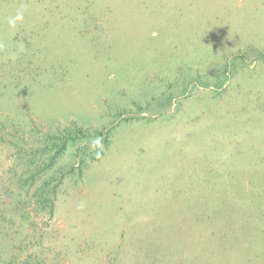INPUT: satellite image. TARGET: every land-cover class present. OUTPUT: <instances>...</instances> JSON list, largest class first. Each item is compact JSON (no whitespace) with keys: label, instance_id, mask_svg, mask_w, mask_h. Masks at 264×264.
<instances>
[{"label":"rangeland","instance_id":"1","mask_svg":"<svg viewBox=\"0 0 264 264\" xmlns=\"http://www.w3.org/2000/svg\"><path fill=\"white\" fill-rule=\"evenodd\" d=\"M0 264H264V0H0Z\"/></svg>","mask_w":264,"mask_h":264},{"label":"trees","instance_id":"2","mask_svg":"<svg viewBox=\"0 0 264 264\" xmlns=\"http://www.w3.org/2000/svg\"><path fill=\"white\" fill-rule=\"evenodd\" d=\"M95 136H101V133L100 132H92V133H89L88 131H84V130H81V129H77L76 133L73 134V135H68L67 137H65V139L62 140L60 146L58 147V149L54 152V154L51 156L50 158V164H52L56 158H58V156L64 151L65 147H66V143L68 141L70 142H75L76 140H81V139H84V138H93ZM102 144H106L107 143V138L105 137L103 139V141H101Z\"/></svg>","mask_w":264,"mask_h":264},{"label":"clouds","instance_id":"3","mask_svg":"<svg viewBox=\"0 0 264 264\" xmlns=\"http://www.w3.org/2000/svg\"><path fill=\"white\" fill-rule=\"evenodd\" d=\"M24 20V9H19L16 11L14 16H10L8 18V24L11 28H16L18 22H22Z\"/></svg>","mask_w":264,"mask_h":264}]
</instances>
